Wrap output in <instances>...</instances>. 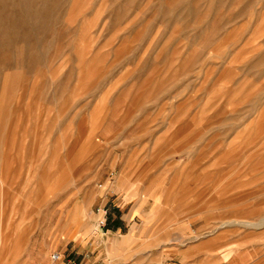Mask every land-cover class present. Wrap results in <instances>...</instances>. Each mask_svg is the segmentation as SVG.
Segmentation results:
<instances>
[{"label":"rangeland","instance_id":"rangeland-1","mask_svg":"<svg viewBox=\"0 0 264 264\" xmlns=\"http://www.w3.org/2000/svg\"><path fill=\"white\" fill-rule=\"evenodd\" d=\"M53 252L264 264V0H0V264Z\"/></svg>","mask_w":264,"mask_h":264},{"label":"built area","instance_id":"built-area-1","mask_svg":"<svg viewBox=\"0 0 264 264\" xmlns=\"http://www.w3.org/2000/svg\"><path fill=\"white\" fill-rule=\"evenodd\" d=\"M96 217V227L99 231H103L106 227L110 216V208L106 205L99 206L94 211ZM82 258H73L65 256L63 252H53L49 255L47 264H85V260L88 259V255H81Z\"/></svg>","mask_w":264,"mask_h":264},{"label":"crops","instance_id":"crops-1","mask_svg":"<svg viewBox=\"0 0 264 264\" xmlns=\"http://www.w3.org/2000/svg\"><path fill=\"white\" fill-rule=\"evenodd\" d=\"M124 202V201H123ZM123 202H121L120 203V207H121V205H122V203ZM127 202V201H126ZM123 205H126V203H123ZM131 217V216H130ZM147 218H149V217H147ZM119 219H120V217H119ZM115 228L116 229H120V222L119 221H117L116 222V225H115ZM98 230V229H97ZM48 252V251H47ZM82 253H80V255H81ZM46 260V256H45V253H41V255H39V257L38 258H34V257H30V258H28L27 260H25V262L23 263V264H33V263H35V262H37V263H43L44 261ZM48 260H49V257H48ZM48 260H47V263H48ZM46 263V264H47Z\"/></svg>","mask_w":264,"mask_h":264}]
</instances>
